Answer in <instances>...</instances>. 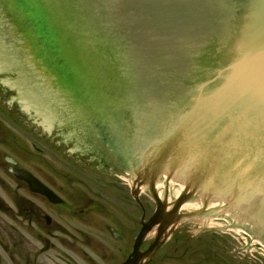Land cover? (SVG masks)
Here are the masks:
<instances>
[{
    "label": "water",
    "instance_id": "1",
    "mask_svg": "<svg viewBox=\"0 0 264 264\" xmlns=\"http://www.w3.org/2000/svg\"><path fill=\"white\" fill-rule=\"evenodd\" d=\"M33 1L34 13L30 0H0L6 107L112 181L126 176L118 165L143 174L159 207L158 177L181 178L176 208L217 197L220 206L194 214L227 210L264 243V0Z\"/></svg>",
    "mask_w": 264,
    "mask_h": 264
},
{
    "label": "flooded vegetation",
    "instance_id": "2",
    "mask_svg": "<svg viewBox=\"0 0 264 264\" xmlns=\"http://www.w3.org/2000/svg\"><path fill=\"white\" fill-rule=\"evenodd\" d=\"M4 75L0 71V113L6 116ZM7 132L0 115V264H264L261 248L248 249L247 240L236 236L240 233L228 223L189 230L181 227L182 211L163 205L157 224L151 222L157 205H139L135 199L134 205L114 206L113 200L107 201L105 185L75 189L78 176L47 160L43 164L52 170L51 177L42 176L27 166L42 156V148L31 143L33 151L14 132ZM10 135L14 141H6ZM18 169L29 170L61 201L32 190L15 173ZM124 184L130 187L124 194L133 198L132 185ZM143 220L151 224L139 241Z\"/></svg>",
    "mask_w": 264,
    "mask_h": 264
},
{
    "label": "rangeland",
    "instance_id": "3",
    "mask_svg": "<svg viewBox=\"0 0 264 264\" xmlns=\"http://www.w3.org/2000/svg\"><path fill=\"white\" fill-rule=\"evenodd\" d=\"M17 110L18 108L6 107V116L4 115V113H0V115L3 121L6 122V129L8 132H11V133L14 132L18 137H20L19 138L20 140L28 143L30 145L29 147L33 151L35 148L33 144H37L40 148H42L43 156L42 157L38 156L37 160L33 161V163H30V165H27L28 167L31 166V167L37 168L38 170L41 171L42 176L49 179L51 177L52 170L48 166L43 164V161L47 160L49 164L55 165L57 168L65 171L64 173L69 171L75 174L76 176H78V178H76L78 182H74L76 186L75 189H79V188L86 189L89 186L93 189L98 190L102 188L101 187L102 185H106L107 187H105L104 191L106 192L105 195L107 197L108 202L113 200L114 206L134 205V203L131 202L133 201L131 194L126 193L129 196L128 198L129 200L126 199L127 195L124 194L125 193L124 190L125 189L127 190V187H129L127 184H124V183L128 181L130 185H132L131 176L129 175L122 176L123 177L122 179H120L119 177H116V181H122V182H116V181L111 180L109 171L101 172L92 167H91L92 170H90L88 165L69 157V151H60V145H54L53 147L49 145L48 143L51 142L49 137L40 139V134L32 131V125L23 123V117L16 115ZM8 132L6 133V135L8 134ZM6 141L11 142V141H14V139L10 135V138L6 137ZM6 152L9 153V150L7 148H6ZM162 178L163 176L160 177L159 181H163ZM124 179H126L127 181H125ZM58 183L60 184V182ZM144 184L146 185V183ZM146 190L147 188H144V190H142V195H141L142 202L144 204L151 203L155 205L152 195L150 194L149 191H146ZM184 211H189V210H184ZM139 216H140V213H139ZM217 217H218L217 219L215 218L214 220H210V221H202L200 219H194L193 221L188 222L186 224L183 223L181 227L184 226L186 229H189V230H192V229L197 230L198 227L204 223L225 222V218H226L225 216H217ZM221 217H225V218H221ZM231 219H232L231 223L234 222V223L241 224L239 225L240 230H238L240 232V235H236V236L238 237L243 236L246 238V240L248 241L247 242L248 249L250 247H253L251 242L255 243L257 241L254 240V234H243V219L239 218L236 215L235 217L231 215Z\"/></svg>",
    "mask_w": 264,
    "mask_h": 264
},
{
    "label": "bare ground",
    "instance_id": "4",
    "mask_svg": "<svg viewBox=\"0 0 264 264\" xmlns=\"http://www.w3.org/2000/svg\"><path fill=\"white\" fill-rule=\"evenodd\" d=\"M162 176H163V178H162L163 181H158L159 196L162 197V199H166V201L168 200V202H172L181 192H184L186 188H177V183H183L181 178H178V177L173 178V177H169L165 174H162ZM132 183L135 186H138L139 190H144V188H147L144 183L137 184V179H135V178L132 179ZM165 192L167 193V198L164 197ZM204 201H206V200L204 199L203 196H202V202L195 200V199H190V200H187L186 203H183L181 205V208L183 210L194 209L195 211H198L199 210L198 208L203 207V206H204V209L220 206L217 197L212 198L207 203H204ZM199 215L200 214L196 215L197 216L196 219H200L202 221H210V220H214L215 218L217 219L218 218L217 216H225L226 218L225 217H221V218H225V219H227L228 222H231V220H232L231 215L235 217V215L233 213H231L227 210H219V211L204 213V214H201V217H198ZM260 243H262V242H260ZM262 244L264 245V243H262Z\"/></svg>",
    "mask_w": 264,
    "mask_h": 264
}]
</instances>
